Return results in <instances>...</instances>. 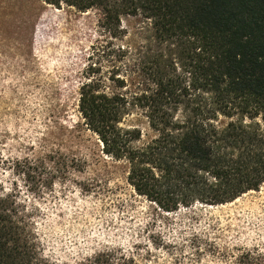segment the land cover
<instances>
[{
    "label": "trees",
    "instance_id": "1",
    "mask_svg": "<svg viewBox=\"0 0 264 264\" xmlns=\"http://www.w3.org/2000/svg\"><path fill=\"white\" fill-rule=\"evenodd\" d=\"M42 2L56 10L97 11L113 37L140 43V96L129 95V80L115 74L76 91L84 125L106 156L128 165L127 184L136 196L172 214L226 206L264 186V0ZM123 18L141 24L131 34ZM133 114L152 134L145 143L142 129L124 127ZM54 159L11 165L39 198L60 173ZM40 215L17 184L6 188L0 180V264H63L45 255ZM208 228L215 238L194 236L193 256L172 264H204L199 255L206 252L212 259L206 264H264V247L222 245L217 226ZM140 247L107 248L76 264H159Z\"/></svg>",
    "mask_w": 264,
    "mask_h": 264
},
{
    "label": "rangeland",
    "instance_id": "2",
    "mask_svg": "<svg viewBox=\"0 0 264 264\" xmlns=\"http://www.w3.org/2000/svg\"><path fill=\"white\" fill-rule=\"evenodd\" d=\"M140 24L122 19L131 34ZM131 39L113 37L97 11L56 10L42 0H0V180L6 188L17 184L40 208L36 222L45 255L76 264L107 248L138 245L159 264H172L176 257L193 256L189 240L194 236L215 238L207 231L210 225L217 226L222 245L263 248L264 186L226 206L159 213L128 186V165L106 156L84 125L76 100L82 83L115 74L129 80V95L140 96L143 54ZM130 126L142 129L141 143L152 135L137 114L124 122ZM27 158L59 163L53 188L39 198L27 192L25 179L11 165ZM199 256L204 264L212 260L208 252Z\"/></svg>",
    "mask_w": 264,
    "mask_h": 264
}]
</instances>
